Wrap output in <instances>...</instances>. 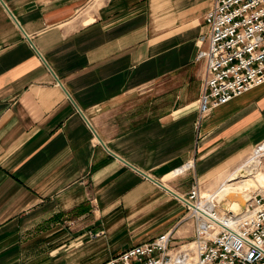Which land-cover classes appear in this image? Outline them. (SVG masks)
<instances>
[{
    "label": "crops",
    "instance_id": "obj_1",
    "mask_svg": "<svg viewBox=\"0 0 264 264\" xmlns=\"http://www.w3.org/2000/svg\"><path fill=\"white\" fill-rule=\"evenodd\" d=\"M211 5L0 0V264L55 258L44 245L71 236L62 223L73 259L94 264L192 239L176 214L191 188L264 136V84L199 118L193 59Z\"/></svg>",
    "mask_w": 264,
    "mask_h": 264
},
{
    "label": "built area",
    "instance_id": "obj_2",
    "mask_svg": "<svg viewBox=\"0 0 264 264\" xmlns=\"http://www.w3.org/2000/svg\"><path fill=\"white\" fill-rule=\"evenodd\" d=\"M205 62L199 118L264 84V0H212L204 17ZM257 150L264 154V142ZM256 150V151H257ZM193 237L172 244L169 236L124 250L102 264H264V189L230 212L193 186L183 200Z\"/></svg>",
    "mask_w": 264,
    "mask_h": 264
},
{
    "label": "rangeland",
    "instance_id": "obj_3",
    "mask_svg": "<svg viewBox=\"0 0 264 264\" xmlns=\"http://www.w3.org/2000/svg\"><path fill=\"white\" fill-rule=\"evenodd\" d=\"M206 33L207 32H205L204 35L198 40L200 43V48L198 49V52L196 53L193 59L194 62L201 63L203 65V71L200 75L202 91H203V81H204V72H205V62L203 60L196 61V57L199 51H205L207 48V42L205 39ZM198 41H197L196 50L199 46ZM256 141H254L256 143H255V146L252 148V150L249 151L241 159L239 163H237L236 167L227 171V173L222 174L221 176L216 178L214 181H212L205 187H202V191H200L202 200L208 199L209 195H212L215 192H218V194L214 196L215 197L214 199L218 201L219 205H221L223 208L228 207L229 202L232 204H236V205L240 204V207H242V204L245 201L247 202L248 200H250L252 196H254L255 193L264 189V156L254 161L248 162L250 159L253 158V156L260 153L259 151L258 153H256V150H257V147L262 142H264V136L259 141L258 140ZM239 172H242L243 175H241ZM219 197H222V201L219 200ZM183 205H184L185 210L181 208L179 212H177L176 214L183 215L185 217L187 216L188 211L186 210L184 202H183ZM187 223L191 224L190 221H188ZM61 227H62V230L61 232H59L60 235L70 234L72 237L67 236L66 240L62 239L60 240V242L55 243L53 245L47 244V240H46L45 245H44L46 247V251L48 250V248H55V249L60 248L58 252L59 254H54L55 256L57 255L54 258V257L49 256L48 252H44L43 257L38 255L37 259H34V260L31 259L29 261V264H94L96 263V260L94 259H88V260H82V261L73 259L72 255L70 254L74 252V250H77V252L80 251L79 241H77L76 238L73 237L76 231L75 229L72 228V226L66 225L65 227L64 223L61 224ZM57 228L59 227H51V228L48 227V228H42V229L43 230H48V229L55 230ZM192 228H193V225H192ZM192 228H191V231H192ZM42 229L40 228L34 229L33 231L30 232V234L31 235L33 233L40 234L42 233ZM60 235L57 234L56 237H59ZM95 249H96L95 246H93L94 251ZM54 255L52 254V256Z\"/></svg>",
    "mask_w": 264,
    "mask_h": 264
},
{
    "label": "bare ground",
    "instance_id": "obj_4",
    "mask_svg": "<svg viewBox=\"0 0 264 264\" xmlns=\"http://www.w3.org/2000/svg\"><path fill=\"white\" fill-rule=\"evenodd\" d=\"M256 153H258V150L256 151ZM256 153H254V154H256ZM262 156H264V154L258 153L257 155L253 156V158L250 159L248 162H251V161H254L256 159H259ZM217 194H218V192H215L214 194L209 195L208 197L210 199L212 198L216 204H219V202L214 199L215 198L214 196H216ZM219 200L222 201V197H219ZM245 205H246V201L242 204V207H240V204L236 205V204H232V203L229 202L228 207H226V208L230 212L239 213V212L244 210Z\"/></svg>",
    "mask_w": 264,
    "mask_h": 264
},
{
    "label": "water",
    "instance_id": "obj_5",
    "mask_svg": "<svg viewBox=\"0 0 264 264\" xmlns=\"http://www.w3.org/2000/svg\"><path fill=\"white\" fill-rule=\"evenodd\" d=\"M241 175H243V173L242 172H239Z\"/></svg>",
    "mask_w": 264,
    "mask_h": 264
}]
</instances>
